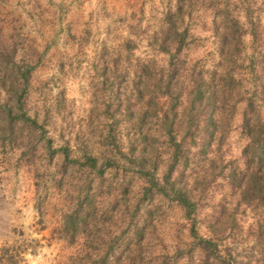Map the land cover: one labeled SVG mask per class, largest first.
Segmentation results:
<instances>
[{
    "label": "rangeland",
    "instance_id": "1",
    "mask_svg": "<svg viewBox=\"0 0 264 264\" xmlns=\"http://www.w3.org/2000/svg\"><path fill=\"white\" fill-rule=\"evenodd\" d=\"M174 2L0 0V40L14 47L15 53L10 54L14 62L32 65L25 110L42 122L54 145L66 138L74 152L80 144L74 141L78 135L87 147L102 146L97 139L113 121L126 151L134 132L132 122L143 111L142 130L153 144L147 145L145 157L148 162L156 159L155 173L160 175L169 148L158 120L169 103L162 82L156 85L155 81L171 63L152 32L163 24L166 8L173 11ZM188 2L189 12L183 10L182 19H176L178 28H187V43L174 64L175 76L183 85L181 104L175 106L176 121L184 114L181 106L189 84L186 70L192 64L211 70L219 86L224 84V70L235 80L217 92L221 104L215 108V118L226 122L219 140L217 128L201 149L206 142L204 131L187 134L173 175L181 178L195 200V230L216 242L221 257H208L202 263L205 253L198 245H190L189 219L183 210L169 197L154 194L143 201L146 207L131 221L127 213L118 224H110L116 226L115 234L121 233L114 240L117 257L111 256L105 264H226L225 257L233 264H264V203L241 191L254 165L245 157L250 154L243 150L248 134L240 127L244 109L249 122L255 117L264 127V94L259 90L264 68L257 65L253 70L261 84L258 88L248 66L254 54L258 57L264 51V0H185L184 5ZM245 9H250V21L255 19L260 30L255 41L246 32L250 21ZM221 32L232 41L223 46L219 57ZM233 44L236 55L230 63ZM247 101L250 104L245 108ZM181 133L176 131L177 136ZM152 147L156 149L151 151ZM230 169L234 180L228 176ZM32 172L11 148L0 147V264H91L76 252L81 240L67 245L52 232L64 205L65 188L58 190ZM110 177L119 178L120 172L109 173L106 179ZM126 180L134 188L136 172L126 175ZM112 195L98 198L106 214L115 210L110 207ZM145 209L150 213L147 219ZM136 227L141 231L139 237L134 234ZM106 243L96 240L84 248H102ZM93 257L92 264H99V255Z\"/></svg>",
    "mask_w": 264,
    "mask_h": 264
},
{
    "label": "trees",
    "instance_id": "2",
    "mask_svg": "<svg viewBox=\"0 0 264 264\" xmlns=\"http://www.w3.org/2000/svg\"><path fill=\"white\" fill-rule=\"evenodd\" d=\"M184 2L185 0H175L173 11L169 7L166 8L163 13V24L158 27V30L152 32L157 47L169 53V63H171L166 74L155 81L156 85L162 82L163 91L166 92L169 103L165 113L158 120V126L163 129L164 143L169 148L166 164L160 169V175L155 173L156 159L148 162L145 157L147 145L152 146L153 144L147 142V134L142 130L146 122L143 111L139 112L132 122L131 127L134 128V132L126 151L122 149L114 132L115 122L113 121L108 122V127L105 128L100 140L97 139L102 146L87 147L85 142L81 143L82 139H79L78 135L75 136L74 141L78 139L77 142L80 144L74 152L66 138L62 143L54 145L52 136L46 135L42 122L25 110L32 65L21 66L14 62L10 55L15 53L14 47L0 40V147L8 146L16 152L17 160L22 162L28 171L33 168L34 177L35 175L43 176L45 181L49 180L58 190L65 188L64 205L59 210L52 232L64 240L67 245L81 240L76 252L78 251L80 259L85 258L91 264L95 262L93 257L95 254L99 255V264H105L111 256L117 257L114 240L119 239L121 231L115 234L113 230L116 226L112 228L110 224L120 222L127 213L131 221L141 212L142 207H146L142 205L143 201L150 200L154 194L169 197L183 210L185 217L189 219L190 245H198L205 253L202 263L208 257H221L216 242L209 237L199 235L195 230L192 217L196 205L195 200L191 198L192 194L181 178L173 175V169L181 160L187 134L204 131L205 134H202L206 142L201 149L205 147L217 128H219L217 136L219 140L220 132L224 130L226 122H217L215 118V113H217L215 108L218 102L221 104L217 92L223 86L231 87L235 78L227 70H222L225 75L224 84L219 86L213 82L211 70H202L201 66L195 64L187 68L189 84L187 88H184L185 101L181 106L184 114L181 120H177L178 124L175 119L177 111L175 106L181 104L183 85L182 81L175 76L174 64L179 52L187 43V28H178L176 19H182L183 10L189 12L190 3L188 2L185 6ZM212 11L215 13V9ZM244 14L250 21V9H245ZM256 27L258 26L254 19L250 21L246 29L252 41L257 39L260 32ZM217 41V52L219 57H222L223 46L231 43L232 39L227 38L225 33L221 32ZM229 48L231 50L229 62L234 63L236 44ZM9 62L11 65L8 64ZM257 65L264 68V51L258 57L254 54V58L248 62L254 85L259 88L261 84L256 82L257 74L253 71ZM259 90L261 94H264V83ZM253 93L256 94L255 89ZM249 104V101L245 102V108ZM244 110L240 127L247 132L248 136L243 150L246 154L250 153L249 156L244 155L248 160L250 158L254 170L246 176L241 191L244 195L251 194L260 204L264 203V137L262 136L264 127L262 122H258L255 117L249 122ZM167 111L169 113H166ZM177 130L182 132L180 136L176 135ZM149 149L153 151L156 147ZM48 166L51 170L46 168ZM118 172H120L119 178L106 179L107 174L112 173L113 176L118 175ZM135 172L138 180L131 189L126 175ZM228 176L233 180L236 178L232 169L229 170ZM130 191L133 192L131 196ZM108 193L113 194L110 207H115V210L111 212L109 210V214H106L105 206L101 205L98 198ZM148 211L149 209L144 210L146 219L150 214ZM127 228L124 231L128 230ZM134 229V234L139 237L140 228ZM96 240L108 243L102 248L95 246L90 249L84 248L86 243L93 245ZM74 252L70 255H74ZM225 258L226 261L222 257L226 264H233L230 257Z\"/></svg>",
    "mask_w": 264,
    "mask_h": 264
}]
</instances>
